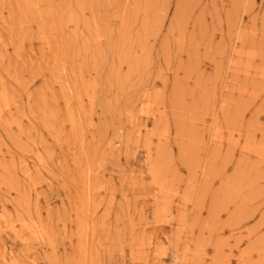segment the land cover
I'll list each match as a JSON object with an SVG mask.
<instances>
[{
  "label": "rangeland",
  "instance_id": "1",
  "mask_svg": "<svg viewBox=\"0 0 264 264\" xmlns=\"http://www.w3.org/2000/svg\"><path fill=\"white\" fill-rule=\"evenodd\" d=\"M264 264V0H0V264Z\"/></svg>",
  "mask_w": 264,
  "mask_h": 264
},
{
  "label": "bare ground",
  "instance_id": "2",
  "mask_svg": "<svg viewBox=\"0 0 264 264\" xmlns=\"http://www.w3.org/2000/svg\"><path fill=\"white\" fill-rule=\"evenodd\" d=\"M172 261H173L174 264H177V263L180 261V259H179V257L176 256V254H175V255L172 257Z\"/></svg>",
  "mask_w": 264,
  "mask_h": 264
}]
</instances>
